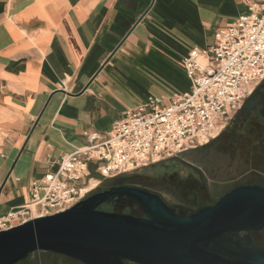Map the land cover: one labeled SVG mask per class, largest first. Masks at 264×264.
I'll return each mask as SVG.
<instances>
[{
	"label": "crops",
	"instance_id": "crops-1",
	"mask_svg": "<svg viewBox=\"0 0 264 264\" xmlns=\"http://www.w3.org/2000/svg\"><path fill=\"white\" fill-rule=\"evenodd\" d=\"M245 0H0V216L127 111L191 90L183 60ZM94 165H91V168Z\"/></svg>",
	"mask_w": 264,
	"mask_h": 264
},
{
	"label": "built area",
	"instance_id": "built-area-1",
	"mask_svg": "<svg viewBox=\"0 0 264 264\" xmlns=\"http://www.w3.org/2000/svg\"><path fill=\"white\" fill-rule=\"evenodd\" d=\"M248 13L219 29L214 43L194 49L182 64L188 93L164 103L148 96L106 135L66 153L31 184L30 200L0 216V231L52 215L84 199L92 172L105 178L177 156L214 139L264 80V0H245ZM94 167L91 168V165Z\"/></svg>",
	"mask_w": 264,
	"mask_h": 264
},
{
	"label": "water",
	"instance_id": "water-1",
	"mask_svg": "<svg viewBox=\"0 0 264 264\" xmlns=\"http://www.w3.org/2000/svg\"><path fill=\"white\" fill-rule=\"evenodd\" d=\"M114 199L135 201L144 216L101 208ZM262 228L264 187L259 185L238 186L187 215L145 189L116 186L0 231V264H18L36 252L83 264H264V248L234 239L241 231Z\"/></svg>",
	"mask_w": 264,
	"mask_h": 264
},
{
	"label": "flooded vegetation",
	"instance_id": "flooded-vegetation-1",
	"mask_svg": "<svg viewBox=\"0 0 264 264\" xmlns=\"http://www.w3.org/2000/svg\"><path fill=\"white\" fill-rule=\"evenodd\" d=\"M189 151L194 154L203 153L208 158L205 172L191 162L186 161L188 166L180 165L178 161L183 158L174 156L120 174L112 180L103 177L87 196L116 186H135L159 195L175 212L187 215L205 206L213 205L221 196L238 186L264 187V80L214 139L185 152ZM147 169L151 171V176H147V172H144ZM207 172L212 179L206 175ZM221 175L225 176L226 180H221L219 178ZM134 177H139L141 180L132 181L131 178ZM149 177L166 178L176 194L182 198L188 197V200L181 199L178 204L169 203L160 191L147 186V183L152 181ZM213 193H218V196H213ZM101 208L144 216L139 204L130 199L124 201L114 199L103 203ZM234 239L243 243L249 239L253 247L264 248V228L250 232L241 231L234 236Z\"/></svg>",
	"mask_w": 264,
	"mask_h": 264
},
{
	"label": "rangeland",
	"instance_id": "rangeland-1",
	"mask_svg": "<svg viewBox=\"0 0 264 264\" xmlns=\"http://www.w3.org/2000/svg\"><path fill=\"white\" fill-rule=\"evenodd\" d=\"M222 128H219L217 132H220ZM177 158H183V160H179L178 163L180 165H187V162L194 163L195 165L199 166L202 170L205 172V163L207 162V157L203 153L194 154L192 152H183L177 155ZM185 160V161H184ZM187 161V162H186ZM142 172V171H139ZM144 172H147V176H151V171L149 169L144 170ZM210 179L212 177L207 172L206 174ZM111 180L114 177H109ZM221 180H226L225 176L221 175L219 176ZM109 179V180H110ZM132 181H140L141 179L139 177L131 178ZM150 183H147V186L150 188H153L155 190L160 191L163 196L165 197L166 201H168L171 204H178L181 202V199L188 200V197L182 198L180 195L176 194L175 189H172L171 185L167 182L166 178L162 179H154L153 177H149ZM228 180V179H227ZM99 183V178L93 177V179L89 182L87 188L91 189L95 185ZM210 184H213L212 181H209ZM94 190V189H93ZM213 196H218V193H213ZM110 207V206H109ZM104 210H107L103 208ZM110 211V210H107ZM116 212V211H114ZM120 212V213H126ZM128 213V212H127ZM18 264H83L77 260L71 259L70 257L52 253V252H36L31 254L27 259L19 262Z\"/></svg>",
	"mask_w": 264,
	"mask_h": 264
},
{
	"label": "trees",
	"instance_id": "trees-1",
	"mask_svg": "<svg viewBox=\"0 0 264 264\" xmlns=\"http://www.w3.org/2000/svg\"><path fill=\"white\" fill-rule=\"evenodd\" d=\"M91 176H92V177H97V178H99V179L103 178V176H102L101 174L96 173V172H94V171L92 172ZM71 259H72V258H71ZM128 264H137V263L128 262Z\"/></svg>",
	"mask_w": 264,
	"mask_h": 264
}]
</instances>
